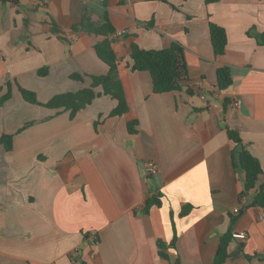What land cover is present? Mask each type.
I'll list each match as a JSON object with an SVG mask.
<instances>
[{"label":"crops","instance_id":"0c3cea01","mask_svg":"<svg viewBox=\"0 0 264 264\" xmlns=\"http://www.w3.org/2000/svg\"><path fill=\"white\" fill-rule=\"evenodd\" d=\"M106 1L0 0V138L14 134L12 150L0 143V264H214L221 237L239 231L247 238L230 242L224 264H264V206L255 204V190H245L228 134L238 131L261 162L260 185L264 45L256 35L264 31V0ZM105 9L119 56L124 33L146 49L178 42L189 80L155 93L151 73L132 70L126 57L118 64L124 115H110L117 105L110 95L74 118L27 102L19 86L47 102L91 86L90 75L107 74L95 50L103 37L71 29L85 13L100 22ZM210 22L227 32L220 56ZM225 65L233 84L220 90L217 70ZM150 160L159 166L153 175L146 172ZM150 197L161 203L146 211ZM188 203L193 208L183 216Z\"/></svg>","mask_w":264,"mask_h":264},{"label":"trees","instance_id":"16d2710c","mask_svg":"<svg viewBox=\"0 0 264 264\" xmlns=\"http://www.w3.org/2000/svg\"><path fill=\"white\" fill-rule=\"evenodd\" d=\"M12 4H20V0H3ZM168 2L169 0H161ZM207 2L217 0H206ZM103 4L107 6V1L103 0ZM152 25V21L147 23ZM53 29L59 31L56 23ZM71 29L75 32L86 31L95 35L102 36L103 39L96 43L95 50L99 58L109 66L107 74L90 75L92 84L89 87L82 88L78 91H68L54 95L47 102L39 101L36 92L19 86V90L24 99L32 104L42 105L51 109L70 111L71 118H74L78 112L92 104L94 100L101 95H110L117 101V105L111 111V116H121L127 113L129 109L128 99L125 93L123 82L119 74V61L126 57L131 61L130 65L134 71H149L153 79V91L155 93H164L180 90L182 83L189 80V68L186 62L185 49L178 42H173L167 48L146 49L142 48L136 42L129 40L132 37L129 33H124V41L121 47V56L115 51L114 44L119 39L116 28L112 24L108 10L102 12V20L97 22L85 13L82 20L74 24ZM210 34L214 53L220 56L225 53L228 37L226 29L214 22H210ZM259 44L264 45V31L256 35ZM48 73V68L44 67L39 70V74L44 76ZM71 78L75 80H83L80 74H73ZM218 88L226 90L233 84V74L230 66H221L217 70ZM101 88V91H97ZM0 87V91H1ZM11 96V91L7 92L1 99L4 102ZM228 101V100H227ZM32 122L25 124L18 132L29 127ZM138 120L128 123V130L131 134L137 133ZM230 138L237 144V148L233 152L235 165L241 167L245 172V190L247 192L255 190V204L264 206V181L259 185L260 176L263 173L261 162L247 149L243 143L240 133L234 129H228ZM14 134L5 133L0 138V143L4 145L6 150L13 148ZM161 202L157 197H150L146 203V211L151 206L159 205ZM193 205L188 203L183 205L181 215L185 216L192 210ZM235 218H232L234 222ZM177 237L175 235L173 244ZM234 239L231 232L225 233L220 240V244L215 255L214 264H224L228 256V247ZM160 247L165 245L161 242ZM161 255L167 257L164 252Z\"/></svg>","mask_w":264,"mask_h":264},{"label":"built area","instance_id":"2783aa9c","mask_svg":"<svg viewBox=\"0 0 264 264\" xmlns=\"http://www.w3.org/2000/svg\"><path fill=\"white\" fill-rule=\"evenodd\" d=\"M215 95L217 96L218 94L215 93ZM203 98H205V96H202ZM234 106L238 105L237 101H234L233 103ZM159 170V166L155 161H148L146 162V172L148 175H153L155 174L157 171ZM235 213H239L240 212V208L236 207L233 210ZM233 237L236 239H246L247 238V232L246 231H239V232H233L232 233ZM44 264V263H41ZM46 264H57L56 262H50V263H46Z\"/></svg>","mask_w":264,"mask_h":264}]
</instances>
